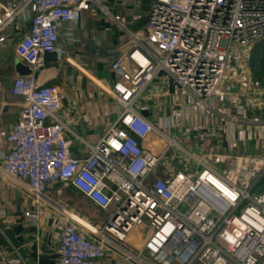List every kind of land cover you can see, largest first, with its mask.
Listing matches in <instances>:
<instances>
[{"label":"built area","instance_id":"2783aa9c","mask_svg":"<svg viewBox=\"0 0 264 264\" xmlns=\"http://www.w3.org/2000/svg\"><path fill=\"white\" fill-rule=\"evenodd\" d=\"M0 9V44L5 29L17 20L28 22L14 54L30 72L10 86V94L25 106L5 137L0 178L25 186L33 198L34 208L23 213L32 226L39 225L47 208L64 213L56 264H96L112 239L124 241L143 226L148 236L142 247L126 257L138 264H146L143 257L154 264H264V157L237 159L235 168L220 173L165 134L174 129L173 119L154 126L134 108L158 77L173 82L201 113L213 111V98L225 105L221 87L230 49L264 41V0H151L145 26L134 32L99 0H0ZM92 9L115 24L129 44L110 65L116 80L107 94L119 109L118 118L94 141L79 138L59 118L64 88L37 78L44 54L61 55L59 27ZM233 103L238 114L228 120L238 123L247 109L239 100ZM65 133L80 140L83 156L71 155ZM152 134L165 143L158 155L143 147ZM174 150L202 166L195 179L183 170L155 175ZM208 159L217 167L230 158L213 153ZM53 184L71 187L102 212L114 210L100 227L92 226L48 197Z\"/></svg>","mask_w":264,"mask_h":264},{"label":"crops","instance_id":"0c3cea01","mask_svg":"<svg viewBox=\"0 0 264 264\" xmlns=\"http://www.w3.org/2000/svg\"><path fill=\"white\" fill-rule=\"evenodd\" d=\"M99 1L104 3L101 5L110 14L123 16L127 29L132 32L140 30L147 22L151 0ZM2 14L0 9V21ZM134 15L140 16L136 22L131 20ZM27 27L26 20H17L5 29V42L0 44V156L7 150L5 137L17 124L25 106L22 98L10 94V86L13 79L19 77L15 69V63L19 61L14 54V45ZM128 45L125 35L97 9L82 13L74 24L59 27L56 46L61 55L56 63L45 64L37 78L42 84L64 88L58 116L68 122L69 129L79 138L94 141L117 120L119 109L107 94L116 80L110 65L127 50ZM232 48L221 87L225 105L213 98V111L201 113L173 82H162L159 77L142 91L136 101V111L154 126L160 120L173 119L174 129H167L165 134L177 143L185 142L200 156L184 150L193 158L206 165L210 162L208 156L213 153L230 158L217 166L222 172L229 167L235 168L237 159L252 157L251 154L257 156L252 158L264 156V83L253 80L250 49ZM67 68H70L68 73ZM235 100L247 109L245 122L228 120L237 117ZM185 134L189 139H185ZM65 136L71 140V155L83 156L80 140L67 133ZM164 145L161 138L152 134L143 147L158 155ZM167 161L165 169L171 171L183 170L185 163L193 159L184 162V155L174 150ZM199 167L202 170V166ZM48 197L64 207L69 215L92 226L103 224L109 213L98 210L77 191L62 184L50 185ZM33 208L34 200L25 186H15L0 178V264H56L57 236L63 225L64 213L47 208L39 225L34 227L23 215ZM96 211L101 212V218ZM78 229L83 230L81 226ZM147 236L148 231L143 226L130 232L124 241L112 239L104 258L96 264H138L126 257L129 253L136 254ZM143 261L154 264L146 257Z\"/></svg>","mask_w":264,"mask_h":264},{"label":"rangeland","instance_id":"374dc122","mask_svg":"<svg viewBox=\"0 0 264 264\" xmlns=\"http://www.w3.org/2000/svg\"><path fill=\"white\" fill-rule=\"evenodd\" d=\"M146 3H150V2L147 1ZM101 4L104 5L103 2H101ZM253 46H240V47L244 48L245 51L246 50L248 51L250 49V53H251V50H252ZM232 49L233 48L230 49V52H233ZM137 106H138V103L135 104L134 108L137 109ZM243 121L245 122L246 119H243ZM178 143L180 144V146L182 147L183 150H186V151L190 152V154L193 155V156L200 157L199 154H197L195 151L191 150V148L185 142H179L178 141ZM251 156L252 157H257L256 155H253V154H251ZM263 157L264 156L259 155V158H263ZM184 160H185L184 162H186L185 156H184ZM165 165H166L165 162H161V164L156 168V170L154 172L155 175L162 176V177L166 176L169 173V169L168 170H167V168L165 169ZM209 165L211 167H213L215 170H217L218 172L222 173V170H218V167L214 166L212 164V162H209ZM184 166H185L184 169H183L184 174H186L187 176H189L192 179H195L199 175V173L201 172V167H199L195 161L186 162ZM113 210H114V208L110 209L109 212H112ZM100 213L101 212L96 211L97 216L101 218L102 215ZM104 218H106V217H104ZM101 225L102 224L100 223L98 225L95 224L93 226L100 227Z\"/></svg>","mask_w":264,"mask_h":264},{"label":"trees","instance_id":"16d2710c","mask_svg":"<svg viewBox=\"0 0 264 264\" xmlns=\"http://www.w3.org/2000/svg\"><path fill=\"white\" fill-rule=\"evenodd\" d=\"M250 67L254 82L264 83V41L254 44L250 53Z\"/></svg>","mask_w":264,"mask_h":264},{"label":"water","instance_id":"95a60500","mask_svg":"<svg viewBox=\"0 0 264 264\" xmlns=\"http://www.w3.org/2000/svg\"><path fill=\"white\" fill-rule=\"evenodd\" d=\"M9 3L11 0L8 1ZM44 63H56L58 61V57L56 53H46L43 56ZM15 69L18 76H27L29 75V69L23 66L20 62L15 63ZM70 72V68H67V73Z\"/></svg>","mask_w":264,"mask_h":264}]
</instances>
